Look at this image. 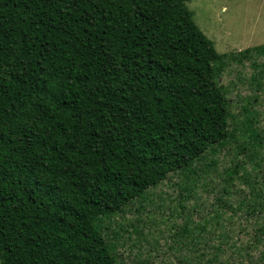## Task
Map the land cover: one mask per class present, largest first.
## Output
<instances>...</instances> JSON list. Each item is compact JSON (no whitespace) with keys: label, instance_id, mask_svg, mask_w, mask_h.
Returning a JSON list of instances; mask_svg holds the SVG:
<instances>
[{"label":"trees","instance_id":"1","mask_svg":"<svg viewBox=\"0 0 264 264\" xmlns=\"http://www.w3.org/2000/svg\"><path fill=\"white\" fill-rule=\"evenodd\" d=\"M186 1L0 0L3 264H112L95 220L225 134L218 74L264 45L220 54ZM251 203L224 211L254 220L253 254L214 240L184 264H264V201Z\"/></svg>","mask_w":264,"mask_h":264},{"label":"rangeland","instance_id":"2","mask_svg":"<svg viewBox=\"0 0 264 264\" xmlns=\"http://www.w3.org/2000/svg\"><path fill=\"white\" fill-rule=\"evenodd\" d=\"M185 5L220 54L264 45V0H187ZM254 60L263 63L264 57H227L218 74L227 118L222 138L138 198L95 220L112 264H184L187 253L210 250L214 240L236 258L253 254L243 243L255 234L248 225L254 220L241 211L228 220L224 210L232 211L224 202L236 208L264 201V63L255 66Z\"/></svg>","mask_w":264,"mask_h":264}]
</instances>
